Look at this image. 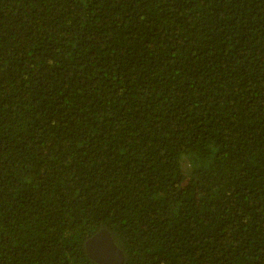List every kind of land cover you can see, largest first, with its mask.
I'll list each match as a JSON object with an SVG mask.
<instances>
[{
  "label": "trees",
  "instance_id": "16d2710c",
  "mask_svg": "<svg viewBox=\"0 0 264 264\" xmlns=\"http://www.w3.org/2000/svg\"><path fill=\"white\" fill-rule=\"evenodd\" d=\"M264 264V0H0V264Z\"/></svg>",
  "mask_w": 264,
  "mask_h": 264
},
{
  "label": "water",
  "instance_id": "95a60500",
  "mask_svg": "<svg viewBox=\"0 0 264 264\" xmlns=\"http://www.w3.org/2000/svg\"><path fill=\"white\" fill-rule=\"evenodd\" d=\"M87 256L97 264H121L122 254L108 232L102 230L85 243Z\"/></svg>",
  "mask_w": 264,
  "mask_h": 264
}]
</instances>
